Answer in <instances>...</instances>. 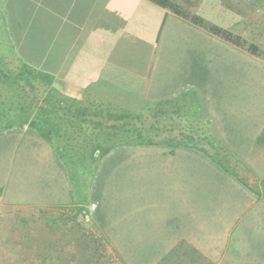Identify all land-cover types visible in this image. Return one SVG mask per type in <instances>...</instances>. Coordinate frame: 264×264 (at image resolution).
<instances>
[{
    "label": "crops",
    "instance_id": "1",
    "mask_svg": "<svg viewBox=\"0 0 264 264\" xmlns=\"http://www.w3.org/2000/svg\"><path fill=\"white\" fill-rule=\"evenodd\" d=\"M170 1L246 40L239 30L244 18L252 27L264 22V0ZM0 18L6 25L0 29L22 51L34 45L30 37L42 36L49 88L58 85L54 97L43 93L49 102L40 122L48 134L36 128L39 119L30 121V109L4 108L0 96V208L55 210L68 219L62 212L73 207L81 219L76 228L85 221L94 233L31 238L42 256L30 248V260L98 264L104 243L121 264H264V199L202 151L161 138L88 154L79 152L86 149L81 140L58 134L83 118L68 108L86 99L134 107L139 116L153 108L164 114L168 106L182 115L195 99L199 118L211 120L250 178L264 181L258 43L249 40L257 46L252 54L151 0H0ZM55 100L57 108L50 106ZM79 156L89 158L92 170L85 175L78 167L72 178L66 161Z\"/></svg>",
    "mask_w": 264,
    "mask_h": 264
},
{
    "label": "trees",
    "instance_id": "2",
    "mask_svg": "<svg viewBox=\"0 0 264 264\" xmlns=\"http://www.w3.org/2000/svg\"><path fill=\"white\" fill-rule=\"evenodd\" d=\"M151 1L163 7L168 8L176 16L180 17L185 21H188L189 23L203 27L206 30L210 31L211 33L217 35L218 37L223 38L226 41L236 46L246 49L248 52L252 54L256 53V49H257L256 45L252 43H247L239 35H236L231 31H228L226 29H223L221 27H218L214 24L205 21L199 15L188 11L187 9L181 7L176 3H173L170 0H151ZM0 24L2 25L1 27L6 26L5 20L0 18ZM5 36L10 41L9 42L10 45H8L10 49H14V50L16 49V51L14 52L18 53L17 58L20 61V66L16 69V71L5 66L4 63L1 62L2 53H0V94H2L0 96L2 97V101H1L2 107H7V106L9 107L10 105H13V108L18 109L20 108L19 106H22L21 105V100H22V103L25 105L23 109H30L32 107L34 108V106H36L37 100H40V97H38L39 95L37 93L38 89H42V93H44V91L47 90L49 94L51 93V96L54 97L56 95V92L58 91L57 90L58 85L53 84L49 88L50 86L49 84L52 76L43 69V62H42L43 52L40 46H38L39 44H41L42 36L35 35L34 37L33 36L30 37L31 40L32 39L34 40V45H30V62L25 59H22L23 57L20 54L21 51H19L21 48L20 49L16 48L15 43H12L11 36H8L7 34H5ZM33 57H37L38 59L34 60ZM28 63H30V65ZM8 92L13 93L12 98H9L10 95ZM41 101L42 104L39 106V109L42 111L43 114L45 111L43 107V101L49 102V95H47L43 100V94H42ZM53 103L54 104L50 105L51 107L57 108L60 105L58 100H55ZM68 107H73V106L68 105ZM68 109L70 112H77L83 114V118H81V120L80 118L78 119L77 122L78 127L76 128V130H73L72 129L73 126L69 125L67 126V128L71 127L70 130L71 132L59 131L58 134L63 135L64 133H67V135L71 137L70 139H73L76 142L81 140L82 144L84 143V145L86 146V149L84 150L85 153H88V151L89 153L92 151L95 152V150L100 149L99 154L101 155L109 147L108 146L109 144L101 147L100 146V143H102V141H100L101 139L104 138V140L106 141V139H109L111 136H120L127 138L128 137L127 132L130 130L132 134H135L139 138L138 142H143L151 145L157 144L159 142V139L155 140L152 138L151 132L149 130L151 128H155L153 123L151 127L149 126L145 129L143 127L141 118L137 112L133 111L132 109H128V112H124L125 108H123V106H120L118 103H115L112 108L111 106L109 107L105 106V101L103 100L86 99L82 101V105L76 106L74 110H71V108ZM76 117L78 118V115ZM65 120L70 121V119L67 118ZM109 120H113L114 123L107 124V121ZM35 123L36 125L38 124L36 121ZM72 124H74V118L72 119ZM128 128H130V130H128ZM153 132L156 133L155 131ZM168 132L172 133L171 131ZM39 133L41 132L39 131ZM182 133L185 134L186 139H188V141L190 142V144H185V145H188L189 147L202 151L212 161H214L222 168H224L226 171L234 175L248 189H250L252 192L257 194L260 198L264 199V181L262 180L259 181L257 178L252 176L251 178L253 179V183L249 184L248 182L245 181L244 178L242 179L235 171L236 167L234 164V163L242 164L241 161L236 159L231 154L230 150L225 146V144L219 138H215V136L209 137L206 135H202L197 130H189L186 133L185 130H183ZM67 149L74 151L73 147ZM58 150L60 151V153L63 152L62 147H58ZM66 163L68 164V168L70 170L69 162L66 161ZM0 209H3V211L11 213L10 216L8 213L5 212L1 213L2 216H0V218L3 217L2 220L5 221L9 219V217H13V219L16 220L18 219L17 217H19V219L21 220L23 216L19 213L22 210H26V209L30 210L33 208H30L28 206H4L1 207ZM32 211L33 210H30V212ZM20 243L22 246L28 247L29 249L33 248L30 247V245L33 246L36 245L30 243V239H25L24 242H20ZM32 263L33 262L30 261V264Z\"/></svg>",
    "mask_w": 264,
    "mask_h": 264
},
{
    "label": "rangeland",
    "instance_id": "3",
    "mask_svg": "<svg viewBox=\"0 0 264 264\" xmlns=\"http://www.w3.org/2000/svg\"><path fill=\"white\" fill-rule=\"evenodd\" d=\"M249 16V14L247 15ZM210 23V22H209ZM259 22L258 27H252L250 20L244 18V22L242 25L239 27V30L242 32H246L247 39H244L247 43H252V41H249L252 39L254 43H258L260 48H262L259 52L261 54H264V22ZM237 35V34H236ZM242 37V36H240ZM243 39V38H242ZM10 41L8 38L5 36L3 30L0 29V53H2V60L1 62L4 63L5 66L13 69L16 71V69L20 66V61L17 58L16 49H10L8 45ZM252 43V44H254ZM256 45V44H254ZM262 45V47H261ZM257 47V46H256ZM259 49V47H258ZM28 50V49H25ZM20 54L22 55V59H25L30 62V51H22L20 50ZM32 57V56H31ZM34 60H37V57H33ZM38 97H40V100H37L36 106L34 108H30V121L32 120L34 123V120L39 119L38 125L36 128H40V130H43V126L41 125V120H42V111L39 109V106L42 104L41 97H42V89H38ZM199 96L197 95V98ZM195 98V97H194ZM33 99V98H32ZM5 103V101H4ZM30 103V100H29ZM200 104L202 102L200 101ZM21 105L18 108L20 113H23L25 109L23 107L25 106L22 103L21 100ZM161 107V106H158ZM198 102L194 99L192 100V103L190 104V108L186 109L187 112L184 110L182 115H176V113L173 111V108L171 106H168L167 108H164L161 110L162 112H165L164 114L158 113L155 115V110L156 109H149L147 111H143L144 114L140 116L143 127L146 129L147 127H151L152 123L154 124L155 128L149 129L151 132V136L153 139H164V138H170L173 144H190L188 139H186L185 134L182 133L183 130H185V133L189 130H197L200 134L206 135V136H215V138H219L217 134L215 133V128L213 123L211 122L210 119L203 117L199 118L202 114L200 110L198 109ZM7 108V107H4ZM134 107H131L130 109H133ZM176 110V109H175ZM133 111L138 112L137 108H134ZM124 112H128V110L125 108ZM187 113V114H186ZM11 118V117H10ZM9 118V119H10ZM22 118V117H21ZM188 118V119H187ZM6 119V120H5ZM186 119V120H184ZM4 124L2 126H6L8 122V118H4ZM164 125L167 128L169 127H176L178 130H174L172 133H169L165 129L161 130V126ZM211 127H208V126ZM72 128L75 130L78 126L77 123L72 124ZM45 134L49 133L48 128H46ZM44 129V130H45ZM213 129V130H212ZM130 130V128H128ZM156 133H154L153 131ZM131 131V130H130ZM128 131L127 132V138L126 137H120V136H111L109 139H106V141L101 139L102 143H100V146L103 147L105 145H112L116 144L118 142H138L139 138L135 135L132 134V132ZM41 132V131H40ZM67 132V131H66ZM71 132V131H69ZM65 134V135H64ZM64 136H67V133H64ZM120 135V134H119ZM169 139V140H170ZM83 147H85L83 143ZM82 147V148H83ZM85 149L79 150L83 153ZM88 151V149H87ZM100 151V149H99ZM91 153V152H90ZM88 151V154H90ZM64 156V151L62 152ZM65 158H67L65 156ZM85 158V157H84ZM82 159V160H81ZM89 159V158H88ZM88 159H83L77 157L75 160L72 158L74 163H69V167L71 170L72 178L73 176L76 175V170L79 167L81 173L83 172L85 175L88 174L92 169L93 164L90 163ZM71 160V161H72ZM70 159L68 162H71ZM79 162V163H78ZM235 164V171L245 179L246 182L249 184L253 183V179L249 177V174L247 172V169H244L241 164L239 163H234ZM78 171V170H77ZM74 183L77 181L75 180L74 177ZM82 190V188L80 189ZM80 190L79 192L76 191L77 195H80ZM30 210H33L30 212ZM26 209L22 210L19 214L23 216V218L20 220L19 217L18 219H13V217H9V219L3 221L2 218H0V264H30V252L31 250L28 247L22 246L20 242H24L25 239H33V238H38L39 240H50L51 238H56V237H63L64 234L66 236H74L76 234V230H86L88 231L87 233L92 235L93 229H90L91 225L86 227V222H84L85 226L83 228H76V226H81L78 221L81 219L77 218V210H75L73 207L72 208H67V211L63 210V216L66 215L68 216L66 219L65 217H61V213L58 211H48L44 210L41 208H33V209ZM8 213L9 216L11 213L3 211V209H0V216H2L1 213ZM66 219V220H64ZM68 220V221H67ZM64 223L66 228H64ZM60 228V226H62ZM70 227V228H69ZM88 229H86V228ZM50 245V246H49ZM46 245L49 248H53V245L49 244ZM30 247H33V249L36 251L35 255H41L40 254V247L38 246H33L30 245ZM53 250V249H52ZM57 248L54 250V257H58L57 254ZM42 256V255H41ZM45 256V255H44ZM98 264H121L119 261L116 260L114 254L108 250L106 244L100 243L98 245ZM57 261L55 258L53 260H49V264H57ZM32 264H43L42 261H32ZM87 264H90V262H86ZM93 264V263H92Z\"/></svg>",
    "mask_w": 264,
    "mask_h": 264
}]
</instances>
